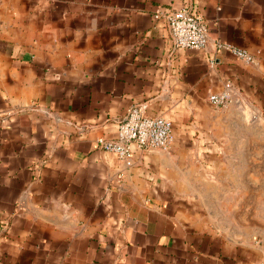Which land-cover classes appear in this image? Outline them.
Listing matches in <instances>:
<instances>
[{
	"label": "crops",
	"instance_id": "0c3cea01",
	"mask_svg": "<svg viewBox=\"0 0 264 264\" xmlns=\"http://www.w3.org/2000/svg\"><path fill=\"white\" fill-rule=\"evenodd\" d=\"M185 5L208 24L204 49L175 48L155 17ZM138 104L174 138L126 166L96 140ZM252 125L264 0H0V264H264V230L229 224L264 190Z\"/></svg>",
	"mask_w": 264,
	"mask_h": 264
},
{
	"label": "built area",
	"instance_id": "2783aa9c",
	"mask_svg": "<svg viewBox=\"0 0 264 264\" xmlns=\"http://www.w3.org/2000/svg\"><path fill=\"white\" fill-rule=\"evenodd\" d=\"M163 16L175 48L204 49L210 41L209 27L200 14L190 5L177 10L157 9L155 17ZM217 49L232 52L235 56L254 62V57L246 50L221 41L215 42ZM233 86L227 82L223 90L211 93L210 103L225 107L233 101ZM173 122L161 115L147 114V105L138 104L128 109L117 124L114 137H98L100 149L114 153L126 166L134 163V154L151 149L168 150L173 142ZM7 227L8 223H4Z\"/></svg>",
	"mask_w": 264,
	"mask_h": 264
},
{
	"label": "rangeland",
	"instance_id": "374dc122",
	"mask_svg": "<svg viewBox=\"0 0 264 264\" xmlns=\"http://www.w3.org/2000/svg\"><path fill=\"white\" fill-rule=\"evenodd\" d=\"M242 128V127H241ZM250 132L254 133V134H257V133H260V132H264V128L263 127H260V126H256V125H252L250 127ZM254 144V143H253ZM257 145H259V143H255ZM211 180V182H215L218 178H219V175H215V174H209L208 176ZM221 177V175H220ZM260 175H255V178H259ZM210 182V183H211ZM260 196L262 197L260 199ZM264 197V190L262 189L261 191L260 190H252V205H251V208H250V219H248V216L246 215V213H248V208H244V206L240 207V217H244L246 216V220L245 221H241L240 223H229L230 225H239V224H244V223H250L251 224V231H252V236L251 238H256L257 235H258V238H262V237H259L261 236V230H264V220L263 219H260V215H262L263 217V214H264V205H259L257 204V201L260 200H264L263 199ZM229 209H231L232 207L231 206H228ZM228 224V223H226Z\"/></svg>",
	"mask_w": 264,
	"mask_h": 264
}]
</instances>
